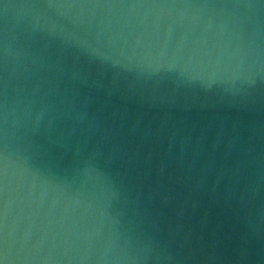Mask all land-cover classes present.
<instances>
[{"label":"water","instance_id":"water-1","mask_svg":"<svg viewBox=\"0 0 264 264\" xmlns=\"http://www.w3.org/2000/svg\"><path fill=\"white\" fill-rule=\"evenodd\" d=\"M0 264H264V0H0Z\"/></svg>","mask_w":264,"mask_h":264}]
</instances>
